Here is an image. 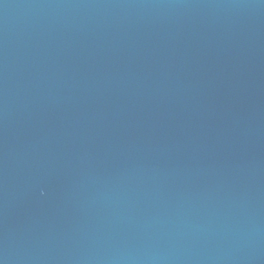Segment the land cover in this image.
Here are the masks:
<instances>
[{"label":"water","instance_id":"95a60500","mask_svg":"<svg viewBox=\"0 0 264 264\" xmlns=\"http://www.w3.org/2000/svg\"><path fill=\"white\" fill-rule=\"evenodd\" d=\"M0 264H264L260 0H0Z\"/></svg>","mask_w":264,"mask_h":264}]
</instances>
